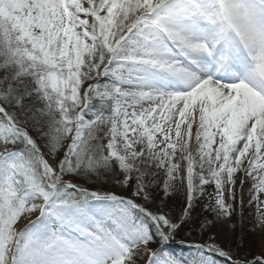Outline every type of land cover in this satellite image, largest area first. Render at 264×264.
<instances>
[{
  "label": "snow or ice",
  "instance_id": "1",
  "mask_svg": "<svg viewBox=\"0 0 264 264\" xmlns=\"http://www.w3.org/2000/svg\"><path fill=\"white\" fill-rule=\"evenodd\" d=\"M0 264H264V0H0Z\"/></svg>",
  "mask_w": 264,
  "mask_h": 264
}]
</instances>
